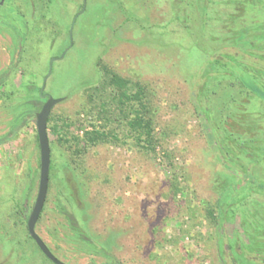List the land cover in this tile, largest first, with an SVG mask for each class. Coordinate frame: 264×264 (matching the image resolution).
Segmentation results:
<instances>
[{
	"label": "rangeland",
	"instance_id": "rangeland-1",
	"mask_svg": "<svg viewBox=\"0 0 264 264\" xmlns=\"http://www.w3.org/2000/svg\"><path fill=\"white\" fill-rule=\"evenodd\" d=\"M238 1L0 4V138L24 122L0 144V264H55L27 228L39 186L40 148L35 115L23 121L22 114L34 109L39 97L43 104L42 93L64 97L50 113L52 169L36 224L59 259L67 264H260L256 252L264 260V189L251 182V177L264 182V98L242 86L231 69L207 64L216 51L237 52L231 47L239 16L264 18L259 7L264 0L244 6ZM39 17L42 31L24 41L25 24ZM103 65L130 78L132 88L137 81L146 86L159 138L153 150L131 134L130 107L119 111L117 100L108 97V111L101 112L92 87L101 84ZM261 67L254 65L255 75ZM203 70L215 75L202 77ZM260 77L264 84V74ZM203 109L208 127L201 120ZM233 117L249 124L251 133L241 134ZM95 127L108 132L109 140L76 144L74 136ZM213 130L214 142L205 133ZM226 154L236 170L225 167ZM64 197L72 199L79 226L95 245L78 237L61 209Z\"/></svg>",
	"mask_w": 264,
	"mask_h": 264
},
{
	"label": "trees",
	"instance_id": "trees-1",
	"mask_svg": "<svg viewBox=\"0 0 264 264\" xmlns=\"http://www.w3.org/2000/svg\"><path fill=\"white\" fill-rule=\"evenodd\" d=\"M238 2L242 3V6L246 5L247 3L252 4V1L250 0H239ZM44 7H48V4H44ZM259 7H261L260 9L264 10V3H262V6ZM45 16L46 13L40 14V17L42 18H44ZM40 17L39 19H34V22L32 24L35 25L33 26L31 24L28 27L27 23L25 24L26 30L24 29L23 32H21V36L24 41L29 40V37L31 35L34 36L35 34L40 33L42 31V24L44 22ZM263 23V17H255L252 14H249L245 17L239 16L238 20L236 21L237 28L233 31L232 35L234 47H231L237 50V52L232 53L230 49H223L219 52L216 51V53H213L210 56L209 62L207 63L211 68H213L214 66H220L231 69L232 72L237 74L236 76L242 86H244L249 92L256 93L261 98H264V84L260 83V75L264 74V31H260L259 29ZM256 63L257 65L260 63L263 66L258 70L259 76H257V74L255 75L253 72V68ZM209 67H207V69H209ZM102 68L104 70V77L101 81V84L92 87L93 92L96 93L98 97H100L101 112L107 113L108 111V97L111 100L112 98L117 100V107L119 108V111L121 110L123 112L126 107H130L133 110L132 112H134L133 117H131V119H129L127 122L131 134L134 136L137 143L140 144L145 150H153L154 145L159 138L157 137L155 132V125L153 120L154 113L151 108L150 101L151 95L148 94L146 86L142 85L140 82L137 81L134 83V87L132 88L130 87V85H133V81L130 78L123 77L119 73L112 71L107 65H103ZM212 75H215L213 71L206 72L205 70H203L201 74V76L205 78ZM132 89H134V91ZM38 90L41 89L38 88ZM92 98L93 94L91 93L90 99ZM36 104L37 105L34 109H28L22 114L23 121H25L26 118L34 116L36 112L40 110V105L42 104V99L40 97L36 100ZM225 106L227 108H230L229 101L228 104L226 101ZM196 109L200 112V114H202V107ZM203 111L206 114V111L204 109ZM228 116H230V113H228ZM100 117H102V115H100ZM206 119L207 114L202 115V123L204 126L208 127L209 124L206 123ZM232 119H236V123L238 122V117H233ZM49 121L50 116L48 119V123ZM23 123H19L17 126H15L11 133L0 138V144L12 138L17 133V131L23 126ZM238 125L239 127H241V134H244L246 136L251 133V127L249 126V124H246L244 122H238ZM54 127L56 128L57 126ZM205 133L210 137L212 142H214L216 136L214 130L210 132L206 131ZM108 138H110L109 133L106 132L104 129H100L97 127H95L91 131L85 132V135L83 137H73L77 145H80V143H84L86 146L94 145L99 142H106L109 140ZM221 160L226 165L225 167L227 169L236 170V167L231 166L229 164L232 162V160L230 159L228 154H226V158H221ZM51 169L52 165L50 168V172ZM247 175L248 177H250L248 171L245 172L244 177L246 178ZM251 182L253 183V185L264 189V182L259 183L257 180H254L253 177H251ZM175 186V190H177L178 185L176 184ZM233 186L234 185L227 186L224 191H227L230 187ZM61 207V209L64 210V212L66 213L73 228L77 231L78 237L87 243L95 245L94 240L87 234L84 228L79 226L78 220L76 219L72 209V199H70L69 197L62 198ZM212 216L215 217L214 213H212ZM29 238L32 239L30 234ZM102 251L108 253L104 249Z\"/></svg>",
	"mask_w": 264,
	"mask_h": 264
},
{
	"label": "water",
	"instance_id": "water-1",
	"mask_svg": "<svg viewBox=\"0 0 264 264\" xmlns=\"http://www.w3.org/2000/svg\"><path fill=\"white\" fill-rule=\"evenodd\" d=\"M5 0H0V4H2ZM56 58H53L50 62V70L47 77L44 80V84L42 87V92L46 87V82L48 76L51 74L52 64ZM64 97H53L51 95L45 100L42 104L40 110L35 114V123L37 129V137L40 148V176H39V186L38 192L36 196L35 203L33 205L32 211L28 218V232L33 240L36 242L40 250L44 253V255L50 259L55 264H67L61 259H59L49 248L47 243L43 240V238L36 231V224L41 215V212L44 208L48 189L50 182V168H51V144L48 135V119L53 107L60 103ZM110 264V263H103Z\"/></svg>",
	"mask_w": 264,
	"mask_h": 264
},
{
	"label": "flooded vegetation",
	"instance_id": "flooded-vegetation-1",
	"mask_svg": "<svg viewBox=\"0 0 264 264\" xmlns=\"http://www.w3.org/2000/svg\"><path fill=\"white\" fill-rule=\"evenodd\" d=\"M41 96H43V97H45L46 99L48 98V96H49V94H45V93H42L41 94ZM45 102V101H44ZM43 102V103H44ZM32 211V210H31ZM30 216V215H29ZM27 228H28V226H27ZM32 238V237H31ZM33 239V238H32ZM256 259H258L259 261H260V264H264V260H261V259H259V257L256 255V252H255V256H254ZM254 257H252V258H254ZM50 260V259H49ZM254 260V259H253Z\"/></svg>",
	"mask_w": 264,
	"mask_h": 264
}]
</instances>
